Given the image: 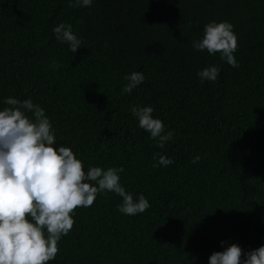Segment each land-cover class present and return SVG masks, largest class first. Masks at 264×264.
Here are the masks:
<instances>
[{
  "label": "trees",
  "instance_id": "16d2710c",
  "mask_svg": "<svg viewBox=\"0 0 264 264\" xmlns=\"http://www.w3.org/2000/svg\"><path fill=\"white\" fill-rule=\"evenodd\" d=\"M211 21L233 25L238 67L193 49ZM59 23L81 39L75 53ZM212 65L217 79L201 82ZM133 71L145 79L121 95ZM6 97L42 107L84 170L123 167L121 185L150 204L124 215L118 195L97 193L47 264H208L228 244L242 256L264 244V0H0V109ZM135 105L173 132L163 149ZM154 153L173 163L153 167Z\"/></svg>",
  "mask_w": 264,
  "mask_h": 264
},
{
  "label": "clouds",
  "instance_id": "9594fccd",
  "mask_svg": "<svg viewBox=\"0 0 264 264\" xmlns=\"http://www.w3.org/2000/svg\"><path fill=\"white\" fill-rule=\"evenodd\" d=\"M93 0H68L69 7H90ZM228 21H211L204 25L203 36L193 40L197 51L219 53L220 59L238 67L234 58L237 38ZM52 33L71 53L81 47V39L70 24L53 26ZM49 67L55 70L57 62ZM215 65L197 72L201 82L215 81L219 74ZM126 83L121 95L131 94L145 79L141 71L123 76ZM11 107L0 109V264H47L57 254V242L73 226L70 213L76 207H89L97 193L112 192L121 198L117 208L121 214L134 216L150 207L142 193L133 197L119 182L123 167L102 169L82 162L73 151L56 143L45 110L31 99L23 101L6 97ZM138 127L148 133L157 148L163 149L173 137L163 122L154 118L151 105L130 108ZM26 113H31L29 117ZM153 167L168 166L171 158L154 153ZM199 156L193 158L195 163ZM224 246L225 242L221 241ZM208 264H264V244L244 251L236 244H228L222 251H214Z\"/></svg>",
  "mask_w": 264,
  "mask_h": 264
}]
</instances>
